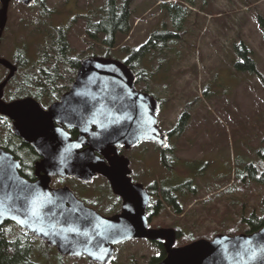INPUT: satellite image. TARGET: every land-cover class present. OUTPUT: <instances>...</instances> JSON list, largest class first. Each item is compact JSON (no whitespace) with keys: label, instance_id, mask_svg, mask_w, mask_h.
I'll list each match as a JSON object with an SVG mask.
<instances>
[{"label":"rangeland","instance_id":"374dc122","mask_svg":"<svg viewBox=\"0 0 264 264\" xmlns=\"http://www.w3.org/2000/svg\"><path fill=\"white\" fill-rule=\"evenodd\" d=\"M106 1L40 0L30 7L12 2L0 54L14 58L20 49L30 62H54L59 57V26L67 28V58L109 53L122 61L153 32L177 34L174 41L146 55L150 59L137 68L146 73L147 87L160 101L161 130H171L180 113H188L183 130L172 139L174 159L180 162L176 170L152 162L155 149L150 143L149 154L144 156L145 169L157 175L161 184L192 176L183 214L176 216L166 208L154 224L176 227L182 239L189 235L211 239L233 229L244 230V218L264 212V185L240 184L238 179L244 163L252 162L260 170L264 162L259 153L264 149V0H132L131 30L118 35L111 49L90 39L86 17L74 13H86L96 21ZM174 1L187 8L178 25L160 7ZM240 42L250 51L255 72L235 66L241 60L236 48ZM57 82L69 85L70 74ZM144 85L142 80L137 87ZM156 255L154 246L134 240L117 249L115 264H148ZM55 262L53 255L49 264Z\"/></svg>","mask_w":264,"mask_h":264},{"label":"water","instance_id":"95a60500","mask_svg":"<svg viewBox=\"0 0 264 264\" xmlns=\"http://www.w3.org/2000/svg\"><path fill=\"white\" fill-rule=\"evenodd\" d=\"M10 1L29 6L34 0H0V39ZM0 65L9 69L0 82V114L12 121L13 133L42 156L35 167L43 173L36 181L26 180L18 172L19 162L0 147V226L12 222L61 255L86 256L100 264L112 261L115 245L143 238L165 241L166 255L155 264H264V227L173 247L174 230L147 227L143 208L148 196L140 185L130 183L126 164L119 160L121 168H108L97 155L145 140L166 145V134L156 123L157 102L135 89V75L127 65L101 56L83 59L69 90L47 110L31 97L4 102L3 89L15 67L3 58ZM66 128L81 134L72 140ZM82 143L88 144L84 150ZM96 173L105 176L122 197L121 214L103 217L67 187L49 188L51 175L88 181Z\"/></svg>","mask_w":264,"mask_h":264},{"label":"flooded vegetation","instance_id":"af4514ba","mask_svg":"<svg viewBox=\"0 0 264 264\" xmlns=\"http://www.w3.org/2000/svg\"><path fill=\"white\" fill-rule=\"evenodd\" d=\"M12 2L23 5L18 1H10L8 4V8L10 3ZM41 3L43 5V2ZM34 4H40V0H34L29 6L26 7L33 6ZM0 7H1V3H0ZM74 13H78L79 15L82 14L83 16L86 17V26L88 23L95 22L94 19L89 17L90 15L86 16V13H81V12H74ZM7 14H8V9H7ZM5 27L2 31V34L5 30ZM57 29L59 30L58 36L59 38H61V40L62 38H65V35L67 36V28L65 26H59ZM0 44H1V39H0ZM16 52L17 54L16 57L14 58H6L0 54V58L6 59L15 67L13 76L7 81L3 89V95L1 99L4 102L9 103L17 99L31 97L40 105V107L43 110H47L53 103L58 102L60 100V97L69 90L71 84L73 83L76 77V73L80 66V62L85 58L97 56L95 53H88L87 56L81 58H77V57L64 58L62 61L64 66L61 65L56 68L55 66L58 60H55L54 62H49V61L40 62V63L38 61L30 62L25 58L24 54L21 53L20 49H17ZM149 59L150 58L143 56L139 60H137V68L139 67L140 62H142V64L144 65V60L148 61ZM119 61L127 65L125 62L126 59ZM62 69L66 73L60 72V70ZM0 70L3 73V77L0 80V82H2L7 77L9 73V69L0 65ZM131 71L135 75V89L137 91L147 93L156 100L157 109L155 110V118H156V123L160 128L158 124V114H157L160 109V101L148 89L147 87L148 79L145 77L146 73L143 72V70H141L142 73L140 72V79H138L139 77L135 74V72L132 69ZM66 74H70V83L67 86V88L63 91L52 90L51 88L52 83H49L48 81H55L58 79H62L64 76H66ZM13 77H15V79L17 80L23 78L21 82H25L27 85H29V88L6 89L8 82ZM141 79L143 80L145 85L142 88H138L137 87L138 83L142 82ZM37 81H40L39 88L36 87ZM182 112H184V110ZM182 112L180 113V115L182 114ZM1 116L4 117L5 120L7 119L9 121L11 132L16 137L18 144L8 143L9 147L7 149L1 146L0 147L5 151L9 152L12 156L14 154H12L11 151L15 153V157L16 156L17 157L15 158L13 156V158L19 162L20 167L18 172L22 177H24L28 181H36L39 175H43V173L41 171H37L35 167V165L42 159V156L39 155L29 143L23 141L19 136L13 133L12 121L8 117L0 114V117ZM177 121L173 125V127L177 124ZM54 126H58V124L54 122ZM66 131L70 135V138L72 140L77 139L78 136L81 134L78 129L66 128ZM162 131L166 134V145L164 147H160L158 144L154 142L145 140L129 146L118 145L115 146V151H111V152L108 151L106 155H101V154L100 155L97 154V155L103 159V163L108 168H111L112 166H117L121 168L120 164L117 163L119 160L121 162H124V164H126V167L129 170L128 174H126V177L129 179L130 183L133 185H140L141 188L145 190V193L148 196L147 202L143 208V217L147 223V227L149 229L174 230L175 242L173 244V247H178L184 245V244H180V245L177 244L178 237H181L183 233L179 232V230L174 226H157L154 224V221L160 216L161 213H163V211L166 208H169L176 216H180L183 214V204H186V202L189 200L188 196L191 195L192 187L190 185V182L192 181V176L190 177L188 176L184 178L178 177L175 179V182L172 181L170 183L161 184L157 178V175H155L153 172H150V169H145L143 164L144 156L145 157L148 156L149 154L148 149L150 145H153L152 148L155 149V151H153L152 153L153 163L156 162L158 164L168 166L169 168L175 167L171 170H176L178 167V163H180L177 161V159H174L175 152L172 143V139L174 138V136L171 135L169 136L167 130L166 131L162 130ZM84 137L85 140L88 142L90 139L89 136L85 135ZM87 147H88L87 143H82L80 150H84ZM163 150H166V153ZM28 155H30L31 158L28 159L29 161H26V157H28ZM143 178L146 180L144 181ZM173 178H175V176ZM63 187H67L74 194V196L85 205V207L94 210L103 217H111L122 213V207H123L122 197L113 192L108 179L99 173H96L88 181H83L73 176L63 177L59 175H51L49 177V188L51 190L61 189ZM131 240H142L147 242L151 246H154L158 251V255L156 256H159L160 254L164 253L163 257L159 261H161L166 255L165 248L163 246V243L165 242L164 240L161 242L145 239V238L131 239ZM55 251L57 252L56 249ZM63 256H68V255H63ZM70 257H76V256H70ZM113 259H114V249H113ZM93 263L95 264L96 262Z\"/></svg>","mask_w":264,"mask_h":264},{"label":"trees","instance_id":"16d2710c","mask_svg":"<svg viewBox=\"0 0 264 264\" xmlns=\"http://www.w3.org/2000/svg\"><path fill=\"white\" fill-rule=\"evenodd\" d=\"M131 2L132 0H120V2H117L115 0H107L105 5L100 9L99 19L94 23L87 24L85 32L88 37L92 40L99 41L102 45L106 46L107 49L113 48L117 43V36L128 35L131 30ZM160 7L172 17L176 25L179 24L183 11L187 10V8L183 4L175 1L169 4L161 5ZM176 37L177 34H174V32L171 33L167 30L161 32H153L144 44L128 54L125 61L126 64L135 72V74L139 77L138 79H140V72L137 70V60H139L143 56L149 55L151 52L157 50L158 47L165 45V43L174 41ZM58 39L59 41L57 42V44L59 48V57L58 59H56L58 60L55 66L56 68L61 65L64 66L62 61L64 58H67V42L65 38H62V40L61 38ZM236 48L238 50V55L241 57V60L240 62L236 61L235 66L238 68H246L249 72H255L253 60L249 58L248 55L250 51L247 49L245 44L240 42V44H238ZM103 56L111 58L109 53H106ZM1 79L2 77L0 78V80ZM48 82L52 83L51 88L55 91H63L68 86L67 84L65 86H58L57 80ZM36 83V87L39 88L40 81H37ZM9 86H12L16 89L29 88V85H27L25 82H19V80L15 79V77H13L8 82L6 89ZM187 120L188 113L187 111H184L180 115L177 124L171 130H168V135L179 136ZM8 143L18 144V141L11 132L9 121L7 119L5 120L4 117L1 116L0 146L7 149L9 147ZM163 151L166 153V150ZM11 152L15 157V153L13 151ZM259 153L260 155L264 156V149ZM29 158H31L30 155L26 157V161H29ZM262 160L264 161V157L262 158ZM261 164L262 168L259 170L258 166L252 162L244 163L242 170L238 171V179L240 184H242L244 181L245 183L255 181L260 185H264V162H262ZM243 221L246 224L244 230L242 229V231H237L233 229L230 232H223L222 234L235 235L243 231L244 233H251L264 227V212L262 213V215L252 214L246 220L244 218ZM182 238L184 237H178L177 244H185L195 239H199L194 238L191 235L186 237V239ZM204 238L210 239V236H205ZM133 241L134 240L124 241L116 245L114 248V259L110 264H115L116 262L117 249L121 248L126 243ZM163 254L164 253L160 254L159 256L152 257L148 261V264L156 263L163 257ZM53 255L55 258H57V262H55V264H66L64 262L65 259L76 260L78 262H84L87 264H94L84 256L70 257L58 254L55 249L52 246H49L45 241L33 236L31 233L20 228L12 222L7 221L0 226V264H49L50 260L53 259ZM130 264H133L132 261Z\"/></svg>","mask_w":264,"mask_h":264},{"label":"snow or ice","instance_id":"6c2138e0","mask_svg":"<svg viewBox=\"0 0 264 264\" xmlns=\"http://www.w3.org/2000/svg\"><path fill=\"white\" fill-rule=\"evenodd\" d=\"M3 171H4V172H6V171H7V169H6V168H4V169H3ZM0 206H2V202H0ZM69 230H70V231H74L75 229H69Z\"/></svg>","mask_w":264,"mask_h":264}]
</instances>
